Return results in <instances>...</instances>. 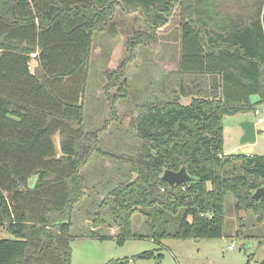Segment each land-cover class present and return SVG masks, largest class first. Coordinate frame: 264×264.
<instances>
[{"label":"trees","instance_id":"1","mask_svg":"<svg viewBox=\"0 0 264 264\" xmlns=\"http://www.w3.org/2000/svg\"><path fill=\"white\" fill-rule=\"evenodd\" d=\"M175 10L178 58L163 97L131 117L134 153L108 156L129 167L118 168L121 181L98 205L111 199L118 232L73 236L85 197L81 170L94 153L106 155L99 132L83 125L92 35L111 27L118 12L137 13L156 31ZM125 78L123 62L106 74L114 119ZM253 95L264 104V0H0V264H72L74 237L122 245L137 238L130 222L136 212L152 239L223 237L228 194L237 208L263 215L264 196H252L264 188V155L222 152L223 118L254 110ZM181 167L193 180L170 187L163 172ZM174 218L177 229L165 231Z\"/></svg>","mask_w":264,"mask_h":264},{"label":"rangeland","instance_id":"2","mask_svg":"<svg viewBox=\"0 0 264 264\" xmlns=\"http://www.w3.org/2000/svg\"><path fill=\"white\" fill-rule=\"evenodd\" d=\"M178 21L175 10L164 26L150 31L139 14L125 15L118 12L111 27L92 35L88 79L83 97V125L88 132H99V149L106 155L94 153L81 170L86 186L85 197L76 206L71 229L73 236H84L91 231L99 236L118 232L111 213V199L107 198L105 206L100 209L98 205L107 197L108 190L121 181L118 168L127 171L129 167L108 156L132 155L137 148L138 141L128 123L131 117L143 110L144 105L163 97L161 87L165 76L175 68L178 58ZM136 33L137 38L134 39ZM132 39L136 45L129 47L128 42ZM122 62L126 97L117 102L114 119L108 112L103 89L107 84L106 74L119 70ZM114 91L115 88L110 91L111 94ZM249 100L254 110L223 118L222 152L225 155H264V104L259 102L258 95L251 96ZM181 102L188 104L190 99L184 98ZM245 120L255 123L254 142H240V124ZM55 139L57 142V137ZM34 181L32 177L29 184L33 185ZM236 203L232 194L226 196L223 237L152 239L147 234L146 218L136 212L130 222L137 238L118 245L113 239L74 237L71 241L72 264H107L125 258L132 259L128 264H264V214L259 217L251 209L237 208ZM92 204L93 209L90 208ZM97 212L99 219L95 221ZM165 220L164 216L162 221ZM177 226L178 220L174 218L169 224L163 225V229L173 232ZM143 252H152V256L136 257Z\"/></svg>","mask_w":264,"mask_h":264},{"label":"water","instance_id":"3","mask_svg":"<svg viewBox=\"0 0 264 264\" xmlns=\"http://www.w3.org/2000/svg\"><path fill=\"white\" fill-rule=\"evenodd\" d=\"M242 135L240 138L241 143H251L256 140V127L255 123L251 120H245L240 124ZM162 179L167 182L170 187L186 184L193 180L186 171L185 167H181L178 171L165 170L162 174ZM264 196V188L258 189L253 194V199L258 200Z\"/></svg>","mask_w":264,"mask_h":264},{"label":"crops","instance_id":"4","mask_svg":"<svg viewBox=\"0 0 264 264\" xmlns=\"http://www.w3.org/2000/svg\"><path fill=\"white\" fill-rule=\"evenodd\" d=\"M112 231H114V229H113ZM114 233H115V232H112L111 234L109 233L110 235H108V236H114V235L117 234V233H115V234H114Z\"/></svg>","mask_w":264,"mask_h":264},{"label":"built area","instance_id":"5","mask_svg":"<svg viewBox=\"0 0 264 264\" xmlns=\"http://www.w3.org/2000/svg\"><path fill=\"white\" fill-rule=\"evenodd\" d=\"M230 248H232V246H230Z\"/></svg>","mask_w":264,"mask_h":264}]
</instances>
